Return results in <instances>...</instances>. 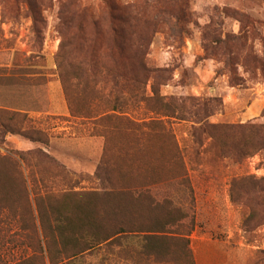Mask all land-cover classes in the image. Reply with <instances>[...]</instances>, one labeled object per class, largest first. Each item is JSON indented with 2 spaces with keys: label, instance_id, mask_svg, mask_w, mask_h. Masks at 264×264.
Returning <instances> with one entry per match:
<instances>
[{
  "label": "rangeland",
  "instance_id": "374dc122",
  "mask_svg": "<svg viewBox=\"0 0 264 264\" xmlns=\"http://www.w3.org/2000/svg\"><path fill=\"white\" fill-rule=\"evenodd\" d=\"M33 1L42 19L40 43L25 0H0V264L31 258L39 243L43 248L40 227L45 225L49 234L55 208L89 201L94 220L107 229L170 222L178 215L175 208L187 213V225L194 217L193 231L182 235L194 264H264V202L257 201L264 198L259 193L264 188V150L240 141L226 149L221 128L264 124V0ZM108 1L139 12V33L148 35L146 63L165 74L155 89L181 108L179 117L162 118L153 111L154 100L149 107L124 106V117L135 122L164 120L182 150L193 194L177 181L149 191L159 203L169 196L171 207H155L154 201L133 192L157 179L150 169L168 141L144 136L133 146L140 153L148 150V158L139 157L124 120L97 124L71 117L57 78L54 60L61 35L72 30V3L85 18V31L92 33L89 20L107 21ZM163 6L182 9L185 17L177 26L167 24L157 17ZM19 67L34 72L20 73ZM151 84L145 97H152ZM202 124L203 145L195 150L190 133ZM207 125L217 128L208 130ZM130 148L139 164L127 157ZM240 152L252 156L236 160ZM166 176L162 171L160 179ZM163 232L170 230L166 226ZM143 236H123L73 264H156L141 256ZM166 242L174 248L169 264H191L183 243Z\"/></svg>",
  "mask_w": 264,
  "mask_h": 264
},
{
  "label": "trees",
  "instance_id": "16d2710c",
  "mask_svg": "<svg viewBox=\"0 0 264 264\" xmlns=\"http://www.w3.org/2000/svg\"><path fill=\"white\" fill-rule=\"evenodd\" d=\"M156 2L166 3L167 0H156ZM25 3L31 11L33 34L40 43L41 31L38 25L42 23V19L35 11V1L25 0ZM105 5L108 19L107 21H103L101 18L89 20L88 26L93 30L91 33L85 31L87 24L84 26L85 21L83 19L85 18L84 16L80 17L79 8L76 7L75 3H72L73 22L70 24L72 30L70 33L61 35L60 48L54 60L55 71L62 87L68 112L71 117L92 119L97 124L112 119L124 120L128 126L126 133L132 139V150L136 151V154L142 158H148V150L146 153L140 150V153L133 145L144 136L155 135L166 139L168 144L160 148L161 151L159 149L160 154L161 152L162 154L161 157L157 154L159 159H153L154 166L148 164V161L145 164L148 170L151 166L150 170L157 179L144 184L143 187L135 188L136 191L133 192L139 199L148 198L154 201L155 207L164 204L171 207L172 202L168 199L169 196H163L167 199L159 203L155 201L153 196H150L149 191L165 181H177L193 194L182 150L172 131L165 126L164 120L147 123L135 122L124 117L126 113L124 106L128 103L132 106L144 104L149 107V103L154 100L157 102V107L153 111L162 118L179 117L181 108L179 105L177 107L172 98L165 100L160 97L155 89V83H158V79H163L165 74L163 70L150 67L146 63L149 45L148 35L143 36L139 33L141 22L139 12L135 9L130 13L129 8H121L110 1L105 2ZM132 8L134 9L135 6ZM187 15L189 18L190 14L187 13ZM157 17L163 19L167 24L175 22L177 26L178 22L185 17V13L182 12V9L175 10L163 6L157 11ZM65 44L69 45V52L65 50ZM82 53L85 55L84 59H80ZM18 70L20 73L34 72L26 67H19ZM149 81H152V97H145V87ZM86 91L88 94L82 95ZM81 98L83 102H80ZM205 126L199 125L190 133L192 146L195 150L203 145L201 135L204 133ZM207 128L211 130L217 127L207 125ZM221 128L224 129L222 145L226 149L232 142L240 141L251 149L264 150V124L248 123ZM209 138L213 141L212 135ZM132 150L130 148V156L127 157L135 164H139L138 158H135ZM242 153L234 155L236 160L244 156H252L250 153ZM226 156L230 157V154ZM132 162L131 164L134 165ZM235 162L239 164V161ZM162 171L166 172V179H160ZM259 191V193L264 194V188L259 189ZM257 201L263 203L264 198ZM89 202L91 203V201ZM89 202H85L86 206H79L78 204L74 207L63 205L55 208V221L53 226L49 228V234L46 233L45 225L42 224L40 227L41 235H44L42 237L43 248L39 243V252H35L31 258L17 264H40L36 263L37 261L44 264V253L47 264H73L76 258L90 253L94 249L110 248L117 244L123 236L137 233L144 234L141 256L146 261L156 264H169L170 261L167 256L174 254V248L166 240L183 243L191 260V253L186 249L188 240L184 239L182 235L188 236L193 231L194 217L190 218L189 225L185 224L184 221L188 216L187 213L182 214L180 209L175 208L178 215L170 222L165 220V222H158L155 226L150 225L147 228H125L116 225L107 229L94 220ZM166 226L170 233L163 232ZM165 234H171L172 238L166 237ZM54 236H56L55 240ZM174 245L176 247L175 243ZM191 264H194L192 260Z\"/></svg>",
  "mask_w": 264,
  "mask_h": 264
}]
</instances>
